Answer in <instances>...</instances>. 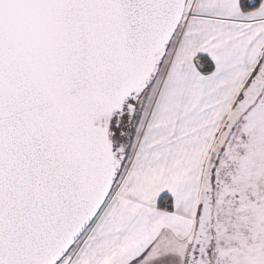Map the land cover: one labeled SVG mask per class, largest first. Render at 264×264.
Returning <instances> with one entry per match:
<instances>
[{
    "label": "snow or ice",
    "instance_id": "6c2138e0",
    "mask_svg": "<svg viewBox=\"0 0 264 264\" xmlns=\"http://www.w3.org/2000/svg\"><path fill=\"white\" fill-rule=\"evenodd\" d=\"M0 264H264V0H0Z\"/></svg>",
    "mask_w": 264,
    "mask_h": 264
}]
</instances>
